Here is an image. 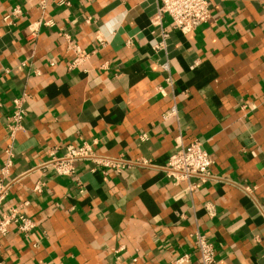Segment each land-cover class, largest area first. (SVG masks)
I'll return each mask as SVG.
<instances>
[{
    "label": "crops",
    "instance_id": "obj_1",
    "mask_svg": "<svg viewBox=\"0 0 264 264\" xmlns=\"http://www.w3.org/2000/svg\"><path fill=\"white\" fill-rule=\"evenodd\" d=\"M207 1L209 21L183 34L156 24L161 0H0V177L11 151L6 206L36 224L0 236V264H200L196 230L216 264H264V0ZM194 140L213 165L187 194L165 168ZM85 144L151 166L32 171Z\"/></svg>",
    "mask_w": 264,
    "mask_h": 264
},
{
    "label": "built area",
    "instance_id": "obj_2",
    "mask_svg": "<svg viewBox=\"0 0 264 264\" xmlns=\"http://www.w3.org/2000/svg\"><path fill=\"white\" fill-rule=\"evenodd\" d=\"M13 15L19 16L20 12L15 11ZM161 16H165L171 20L173 29L183 34L194 32L202 25L207 23L211 18L210 5L207 0H161L159 15L156 24H161ZM11 17H6L5 21L9 22ZM167 35H165L166 37ZM161 46H157L159 49ZM80 59L76 60L72 67L78 65ZM165 71H169V66L164 65ZM28 98L24 94L21 98H17L12 102L13 113L11 116L12 125L9 126L11 138L14 139L19 130L22 128V122L26 115L25 103ZM175 116L176 110H171L167 116ZM8 159L2 170L0 177V236L6 237L12 227H16L19 232L28 235L36 227V224L24 214L27 204L18 207H7L6 201L11 189V184L4 182V178L8 176L9 169L12 166V152L8 151ZM79 163H89L95 168L103 171L113 170L118 174L131 169L133 167H150V160L141 158L137 160H127L122 156L110 157L98 155L91 145L85 144L80 148L68 147L67 152L62 157L51 155V158L35 167L32 171L52 170L57 176L75 177L76 166ZM213 161L208 152L204 149L203 142L194 140L188 146L177 144L174 152L171 154L168 166L165 168L166 176L176 184L183 182L189 183L185 193L191 194L195 190V186L190 182L198 179L204 183L210 174V168ZM44 184H37L35 192L41 193ZM210 216H214V210L209 209ZM194 241V251L200 260V264H216V249L208 238L196 230L191 235ZM192 257L190 254H184L175 258L172 264H191Z\"/></svg>",
    "mask_w": 264,
    "mask_h": 264
}]
</instances>
